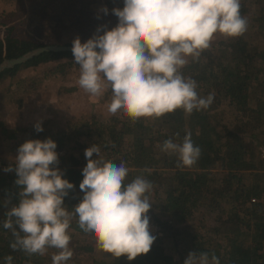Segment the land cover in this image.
Masks as SVG:
<instances>
[{
    "label": "trees",
    "instance_id": "obj_1",
    "mask_svg": "<svg viewBox=\"0 0 264 264\" xmlns=\"http://www.w3.org/2000/svg\"><path fill=\"white\" fill-rule=\"evenodd\" d=\"M52 1L55 0H17L13 11L0 8L7 26L5 36L0 38V65L47 45H73L63 42L62 30H74V36L77 34L84 43L101 25L114 28L118 18L112 9L124 6L123 0H86L92 5L78 8L74 17L65 16L54 29L45 30L42 25ZM92 6H98L96 13L91 11ZM105 7L107 15L101 11ZM240 12L248 21L243 36L226 38L216 34L211 48L202 53L199 61L189 58L182 69L184 76L197 82L201 96L214 95L207 110L186 115L177 109L160 118H140L135 122L121 113L104 122H80L72 131L58 133L43 123V131L37 132L35 125L11 128L0 121V158L18 153L29 140L50 138L57 144V167L64 173L62 178L74 185L64 198L70 212L84 195L79 185L88 162L85 150L92 145L99 146L105 161L125 163L129 169L125 183L143 175L154 185L147 215L149 223L160 228V234L147 254L132 261L126 256L116 258L100 249L74 218L68 230L73 256L66 264H184L190 252H206L210 258L215 254L219 264H264V161L260 151L264 148V0H241ZM23 20L30 30L39 31L16 34V24L19 27ZM250 28L259 36L255 41L248 37ZM43 65H51L45 79L66 78L60 72L68 75L79 70L73 53L48 52L0 73V82L15 78L23 69ZM17 94L15 100L22 107V93ZM108 94L112 96L110 90ZM189 133L201 155L192 167H182L176 154L161 148L168 139L182 143ZM68 144L73 148L69 149ZM10 166L14 169L15 161L6 165L0 159V264H6L7 256L13 258L12 264H53L52 255L57 249L48 248L41 256L10 247L15 238L11 230L3 228V222L6 213L18 206L21 191L15 183V170L4 171ZM200 210L214 216L215 225L192 227L190 223Z\"/></svg>",
    "mask_w": 264,
    "mask_h": 264
},
{
    "label": "clouds",
    "instance_id": "obj_2",
    "mask_svg": "<svg viewBox=\"0 0 264 264\" xmlns=\"http://www.w3.org/2000/svg\"><path fill=\"white\" fill-rule=\"evenodd\" d=\"M123 2L122 9H112L118 18L114 28L101 25L84 43L74 39L71 50L79 66V87L95 97L110 90L108 112L122 113L133 122L160 118L177 109L186 115L207 110L214 95L201 96L197 82L184 76L182 69L189 58L199 61L216 34L238 38L246 33L248 21L241 15V0ZM101 11L107 15L109 10ZM34 127L43 131L40 122ZM56 148L50 138L29 140L19 147L15 168L4 169L15 170V183L21 188L18 206L6 213L3 222L15 238L10 247L41 256L54 248L58 251L52 255L53 264H66L73 256L68 230L76 218L79 228L91 234L104 252L129 261L147 254L156 239L147 215L152 182L139 175L125 183L129 172L125 163L105 161L99 146L92 145L85 150L88 162L79 185L84 195L70 212L64 198L74 185L62 178ZM161 151L176 154L182 167H192L201 155L190 133L182 143L164 141ZM12 259L5 257L6 264H12ZM184 264H219V260L215 254L210 258L206 252H190Z\"/></svg>",
    "mask_w": 264,
    "mask_h": 264
},
{
    "label": "rangeland",
    "instance_id": "obj_3",
    "mask_svg": "<svg viewBox=\"0 0 264 264\" xmlns=\"http://www.w3.org/2000/svg\"><path fill=\"white\" fill-rule=\"evenodd\" d=\"M17 0H0L1 11H13L16 7ZM48 8L45 24L42 25L45 30L54 29L57 23H60L61 18L65 16H75L78 8L85 7V5H92L89 1L82 0V3L75 2L67 3L66 0H55L50 3ZM98 6H92L91 11L96 13ZM254 8L253 11H256ZM16 34L25 33L26 30L35 33L39 31L30 30L25 20L22 21L18 27ZM9 26V25H8ZM5 22L0 16V38L6 33ZM63 42H73L77 34L74 30H62ZM255 29L250 28L248 37L255 41L257 34ZM81 39V38H80ZM48 67L51 65H43L39 68L23 69L15 78H6L0 82V121L9 125L11 128H16L17 125L34 126L37 122L43 123L46 128H49L53 133L60 131H72L74 125L80 122H104L113 114L108 112L107 106L111 102L109 90L99 97L91 96L79 87L77 81L79 78V70H75L62 76H51L45 79ZM51 73V71H49ZM35 82V83H34ZM34 84V87L32 85ZM21 92L23 97L22 107L17 104L16 94ZM18 97V94H17ZM117 115V114H116ZM226 115V114H225ZM228 117V116H227ZM44 122H48L44 123ZM85 141V139H80ZM69 149H72V144H68ZM18 153L14 152L7 157L0 158L6 165H12L16 160ZM215 217L206 215L203 210L195 214L194 220L190 225L195 228L200 226L212 227L215 225ZM149 228L153 230V226ZM83 262V260H82Z\"/></svg>",
    "mask_w": 264,
    "mask_h": 264
},
{
    "label": "water",
    "instance_id": "obj_4",
    "mask_svg": "<svg viewBox=\"0 0 264 264\" xmlns=\"http://www.w3.org/2000/svg\"><path fill=\"white\" fill-rule=\"evenodd\" d=\"M72 46L73 45H63V46L47 45V46L38 48L36 50H33L32 52L27 53L20 58L5 60L0 65V73L4 72L7 69H12L15 66L22 65L28 62L29 60H32L33 58L40 56L44 53H48V52H71L72 53V50H71Z\"/></svg>",
    "mask_w": 264,
    "mask_h": 264
},
{
    "label": "built area",
    "instance_id": "obj_5",
    "mask_svg": "<svg viewBox=\"0 0 264 264\" xmlns=\"http://www.w3.org/2000/svg\"><path fill=\"white\" fill-rule=\"evenodd\" d=\"M260 151L262 153V158H263V161H264V148H261ZM149 230L152 233V235L155 236V237L159 236V234H160V228L158 226H156V225L153 226V230L150 229V228H149Z\"/></svg>",
    "mask_w": 264,
    "mask_h": 264
}]
</instances>
